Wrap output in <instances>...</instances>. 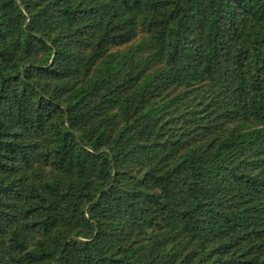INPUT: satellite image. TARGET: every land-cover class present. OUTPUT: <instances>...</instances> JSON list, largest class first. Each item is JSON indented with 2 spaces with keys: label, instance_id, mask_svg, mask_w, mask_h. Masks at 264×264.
Returning <instances> with one entry per match:
<instances>
[{
  "label": "trees",
  "instance_id": "trees-1",
  "mask_svg": "<svg viewBox=\"0 0 264 264\" xmlns=\"http://www.w3.org/2000/svg\"><path fill=\"white\" fill-rule=\"evenodd\" d=\"M0 264H264V0H0Z\"/></svg>",
  "mask_w": 264,
  "mask_h": 264
}]
</instances>
